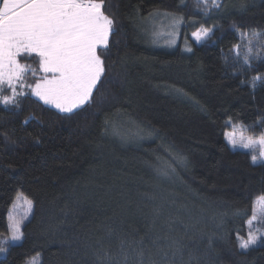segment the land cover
Listing matches in <instances>:
<instances>
[{"label": "trees", "instance_id": "16d2710c", "mask_svg": "<svg viewBox=\"0 0 264 264\" xmlns=\"http://www.w3.org/2000/svg\"><path fill=\"white\" fill-rule=\"evenodd\" d=\"M219 4L104 0L113 32L90 104L68 114L29 94L0 103V234L16 197L33 201L0 264H264V241L237 240L264 197V163L225 139L229 120L264 134V82L252 86L264 61L249 67L233 51L240 33L261 34L254 51L264 44V0ZM154 13L183 20L176 46L145 33ZM201 28L212 34L197 44Z\"/></svg>", "mask_w": 264, "mask_h": 264}, {"label": "snow or ice", "instance_id": "6c2138e0", "mask_svg": "<svg viewBox=\"0 0 264 264\" xmlns=\"http://www.w3.org/2000/svg\"><path fill=\"white\" fill-rule=\"evenodd\" d=\"M205 5L208 0H197ZM219 7V0H212ZM114 21L104 11V0H0V103L17 105L18 98L30 93L45 105H51L61 113L72 114L90 104L93 93L105 74L104 60L99 54L106 49L113 32ZM212 29L201 28L193 33L196 41L210 37ZM248 41L243 62L251 67L250 58L264 61V44L257 32L240 33ZM233 51L240 56L239 45ZM38 58V68L22 63V57ZM34 78L29 83L27 77ZM264 82L260 76L256 82ZM7 90L10 95L3 94ZM232 131L225 134L227 143L235 150L238 147L251 152L253 164L264 162V134L247 135L244 125L226 122ZM174 171V169H173ZM167 176L168 170H161ZM23 201L25 211L17 216L9 213L8 231L0 234V253L9 241H20L24 237L23 225L32 212L33 201L23 195L16 202ZM258 211L247 221V239L237 235L239 247L247 250L264 238L259 225L264 224V197L256 202ZM15 206V204H14ZM259 233V234H257ZM31 264H36L33 258Z\"/></svg>", "mask_w": 264, "mask_h": 264}, {"label": "rangeland", "instance_id": "374dc122", "mask_svg": "<svg viewBox=\"0 0 264 264\" xmlns=\"http://www.w3.org/2000/svg\"><path fill=\"white\" fill-rule=\"evenodd\" d=\"M201 5H203V4L201 3ZM208 6H211V7L213 6L212 5V0H208L207 7ZM203 7H205V5H203ZM154 14L155 15H153L152 18H150L148 20V22L146 23L145 33L148 34V35H150L152 39L154 38L155 42L158 43V46H161V47H164V48H166V47L169 48V47L176 46L177 43H178V41H179V37H180L181 29H182V24H183V20L180 19L179 16H176V15H170V14H166V13H154ZM210 37H211V35H210ZM191 38L197 44H202V43L204 44V43H206L209 40V38H207L205 40H202V41H199L198 42V41H196V39L193 36V34L191 35ZM242 41L244 42V45L242 46L243 47V51H241V50H239V51H240V55L243 57V55L245 53V50H246V47L248 46V41L245 40V39H242ZM21 62L23 63L22 58H21ZM3 94L10 95V92H8L7 90H5V92ZM28 94L31 95L30 93H27L26 95H28ZM31 96L32 97H35L33 95H31ZM35 98L39 100V98H37V97H35ZM39 101L42 102L41 100H39ZM46 106L55 109L51 105H46ZM56 110L59 111L58 109H56ZM228 131H232L231 126H227V130L225 131V134ZM115 133H116V131H115ZM132 133L133 134H136L135 132H132ZM246 134L247 135H252V136L256 137L255 134L250 133L248 130H247ZM114 136H115V134H114ZM116 136H118V134H116ZM122 138H124V139L126 138L127 141H131L132 140V137L130 135L122 136ZM231 149L234 150L232 147H231ZM234 151H243V152H248L249 154H251V152L249 150H244V149H241L239 147L237 149H235ZM261 163H264V162H258L255 165L261 164ZM255 209L257 211L259 210L257 204L255 206ZM25 210L26 209H25V206L23 204V201H20L19 203H15V206L12 208L11 213L12 214H15L17 216H20ZM32 213H33V208H32V212L29 215L28 219L25 220L24 225H23V228L25 226V223H27L31 219ZM259 227H260V230L261 231H264L263 224H260ZM257 234H259V233H257ZM8 235H10V233ZM245 239H247V237ZM22 240L15 241V242L9 241L5 245L6 246H8V245L9 246L10 245H19V244H21ZM263 241H264V238H262V240L260 242H258L257 245H259ZM5 245H4V247H5ZM257 245H255V246H257ZM255 246H253V247H255ZM250 248H252V247H250ZM5 256H6V250L4 252L0 253V258L5 257ZM33 258L36 259V264H40V256L39 255L38 256H35ZM32 259L27 264H31Z\"/></svg>", "mask_w": 264, "mask_h": 264}]
</instances>
